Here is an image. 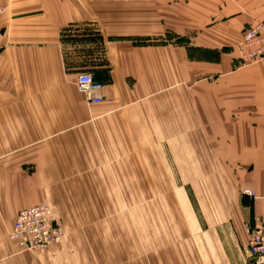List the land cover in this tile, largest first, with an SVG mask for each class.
<instances>
[{
  "label": "crops",
  "instance_id": "obj_1",
  "mask_svg": "<svg viewBox=\"0 0 264 264\" xmlns=\"http://www.w3.org/2000/svg\"><path fill=\"white\" fill-rule=\"evenodd\" d=\"M0 6V264H117L120 256L102 249L118 243L94 240L102 225H66L49 250L21 251L8 232L23 208L47 202L60 213L75 200L90 211L94 199L120 197L119 186L105 197L93 185L125 183L126 168L154 169L156 185L159 167L184 190L214 185L200 187L203 207L182 209L191 239L168 240L165 264H253L249 227L264 220V70L236 68L235 58L264 0ZM171 34L193 35V46L217 57H193ZM81 72L103 85L100 104L78 89ZM195 168L215 175L191 178Z\"/></svg>",
  "mask_w": 264,
  "mask_h": 264
},
{
  "label": "rangeland",
  "instance_id": "obj_2",
  "mask_svg": "<svg viewBox=\"0 0 264 264\" xmlns=\"http://www.w3.org/2000/svg\"><path fill=\"white\" fill-rule=\"evenodd\" d=\"M261 7L262 6L258 8ZM261 9L264 11V8ZM206 12L207 21L210 19V14L208 9H206ZM263 18L264 13L257 18H252V20L246 23L242 29L241 38L243 30L250 23ZM192 36L193 35H190L189 38H182L175 34H171L168 38L173 39V41L177 43H190L191 56L193 57H217V51L204 50L200 47L193 46L194 39ZM236 48L237 51H235L238 52L235 58L236 68L249 64L260 65L259 63L244 62L240 58L239 44H237ZM151 170L154 171V169L150 168H126L125 183L118 185H93L92 188L94 190L96 189L94 186H97V191L103 189L102 193L105 197H112V195H115L117 192L115 189L119 186L120 197L94 199V209L90 211L85 209L86 205H84V209L78 208L80 204L75 200L65 201V203L62 204V211L60 213L54 205L47 202L37 203L35 205L48 204L52 206L56 219L55 224L57 227L61 228L63 237L65 235L66 225L88 223L102 225L104 231L95 230L93 232L94 240L95 242L111 241L118 243V247L116 248L109 247L102 249V251L107 252L111 256H120L117 264H165L166 249L168 244H171V241L175 242L177 239H191V235L185 234L183 231L184 229H182L183 217H188V215H182V209L187 211L194 208L196 211L198 207H203V197L198 195L200 187H203L201 191H204L209 187L212 188L214 185H208L206 183L203 185V183L192 182L186 185V190H184L183 184H167L165 180V168L161 167L157 168L159 182L154 185L149 182V173ZM202 171V169H191V178L202 179L204 174L208 176L215 175V169H205V173ZM88 186L90 187V185ZM83 187L85 188V185H79V189ZM82 203L86 204V201H81V204ZM23 209L19 210L18 213ZM81 210L83 212H81ZM85 211L88 213H85ZM89 212L94 213V215H90ZM11 230L8 232L10 240ZM168 240H170V242ZM11 241L14 242L13 240ZM99 250L101 249L98 248L97 251Z\"/></svg>",
  "mask_w": 264,
  "mask_h": 264
},
{
  "label": "built area",
  "instance_id": "obj_3",
  "mask_svg": "<svg viewBox=\"0 0 264 264\" xmlns=\"http://www.w3.org/2000/svg\"><path fill=\"white\" fill-rule=\"evenodd\" d=\"M6 7L0 6V17ZM240 58L244 62L259 63L264 69V18L250 23L239 43ZM78 89L93 104L104 100L103 85L90 72L77 77ZM245 193L254 195L251 190ZM54 210L48 204H38L20 211L14 221L10 238L21 251L29 249L49 250L61 242L63 232L55 224ZM249 258L253 264H264V220H256L250 227Z\"/></svg>",
  "mask_w": 264,
  "mask_h": 264
}]
</instances>
